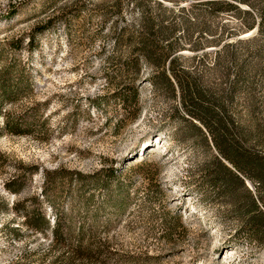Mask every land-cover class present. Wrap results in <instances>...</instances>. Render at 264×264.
<instances>
[{"label": "rangeland", "instance_id": "1", "mask_svg": "<svg viewBox=\"0 0 264 264\" xmlns=\"http://www.w3.org/2000/svg\"><path fill=\"white\" fill-rule=\"evenodd\" d=\"M158 1L177 14L181 53L199 56L182 65L218 94L239 80L229 112L256 132L248 145L264 156V30H245L249 19L236 8L211 12L210 0ZM226 1L261 21L264 0ZM139 17L132 0H0V71L10 89L0 96V264H264V230L241 217L248 190L264 209L260 179L224 159L246 188L214 181L221 154L212 136L192 130L178 87L154 84L153 68L122 35ZM257 33L261 49L239 46L228 71L216 68L222 45ZM35 212L49 226H32ZM57 220L73 237L56 240ZM83 226L90 256L73 253Z\"/></svg>", "mask_w": 264, "mask_h": 264}, {"label": "trees", "instance_id": "2", "mask_svg": "<svg viewBox=\"0 0 264 264\" xmlns=\"http://www.w3.org/2000/svg\"><path fill=\"white\" fill-rule=\"evenodd\" d=\"M251 3L250 0H244ZM140 6V17L136 23L126 25L121 31L122 35L128 36L132 39L139 53L141 59L148 64L154 70L152 81L154 84L163 85L173 92L178 87L181 97L183 98L184 105L189 117H185L184 120L192 128L194 132L199 133L205 139L208 138L206 133H210L212 139L218 148L221 156H216L213 160L215 167L214 181H218L220 187L223 190L230 188V185L239 183V185L245 186L244 178L240 176L237 171L224 160H228L238 171H244L249 173L251 178L258 177L260 179L261 200L264 203V156L256 152L251 146L248 145L252 136L256 135V132L249 130V125L244 123L243 126H237L234 118L230 114L229 102L234 98V92L237 89V83L239 80L229 82L226 88H222L218 94L215 90V86L209 82H205L202 76L190 67L181 64L183 58L190 60H196L198 54L193 56H187L181 53L185 50V47L181 46L178 37L176 36V30L178 23L176 21V12L174 9L169 8L158 0H132ZM153 4V5H152ZM208 6L211 12L221 11L223 9L236 8L237 12L244 13L249 21L245 25V30L250 31L257 27L258 32L264 30V7L258 9V13L261 17V21L258 22L257 15L252 10H241L239 5L226 0H210ZM117 8H120V2L116 3ZM120 11V10H119ZM197 20V19H196ZM190 19H184L186 24ZM187 33H189V27H186ZM257 35H252L248 38L239 39L236 44H224L219 50H217V64L216 68H223L226 71L229 70L230 64L237 62V56L235 53L238 51L239 46H243V50L248 54L252 52L253 48L257 50L261 49V45L257 39ZM32 41V38H28ZM221 45L219 42H214V46ZM191 50L198 51L200 46L197 43L196 46H189ZM207 54V53H206ZM201 59V58H200ZM225 61L226 65H222ZM136 64L139 60H135ZM241 69V68H240ZM7 69L0 71V96L4 99L10 93V89L7 84ZM228 72H226L227 74ZM241 74V73H240ZM227 76H229L227 74ZM249 114L251 117L254 115V109L249 106ZM32 124V123H28ZM22 123L12 122L7 120L5 127L12 131H19V126ZM206 130V131H205ZM110 176L115 177L117 171L111 169ZM80 174H77V177ZM248 190V189H247ZM234 191V190H233ZM231 190V194H233ZM249 193V209L246 213H243L241 217L244 222L250 227L252 232L257 231L259 228L264 230V209L257 203V199L252 192ZM118 204V203H117ZM28 222L32 223V226L40 229L42 225L49 226L48 220L41 215L40 212H35L32 216L26 218ZM169 226V224H168ZM68 231L67 236L63 237V227L60 220L56 221L54 228V235L56 240H69L73 237V227ZM171 228L170 226L168 227ZM82 232L77 234L78 244L75 245L74 252L78 256L85 253L90 256L92 248L90 243L84 242V226ZM258 232V231H257ZM69 259L71 257H68Z\"/></svg>", "mask_w": 264, "mask_h": 264}]
</instances>
